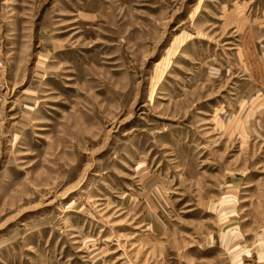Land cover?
<instances>
[{"label":"rangeland","instance_id":"1","mask_svg":"<svg viewBox=\"0 0 264 264\" xmlns=\"http://www.w3.org/2000/svg\"><path fill=\"white\" fill-rule=\"evenodd\" d=\"M0 264H264V0H0Z\"/></svg>","mask_w":264,"mask_h":264}]
</instances>
